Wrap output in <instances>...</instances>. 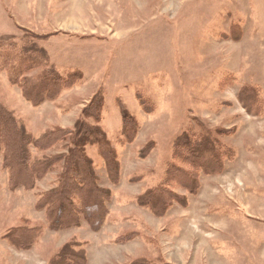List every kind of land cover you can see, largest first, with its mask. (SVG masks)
<instances>
[{
	"label": "rangeland",
	"instance_id": "obj_1",
	"mask_svg": "<svg viewBox=\"0 0 264 264\" xmlns=\"http://www.w3.org/2000/svg\"><path fill=\"white\" fill-rule=\"evenodd\" d=\"M30 34L71 82L32 106L0 70L36 171L14 186L0 151V264L264 261V0H0L3 53ZM78 146L98 202L63 178Z\"/></svg>",
	"mask_w": 264,
	"mask_h": 264
},
{
	"label": "trees",
	"instance_id": "obj_2",
	"mask_svg": "<svg viewBox=\"0 0 264 264\" xmlns=\"http://www.w3.org/2000/svg\"><path fill=\"white\" fill-rule=\"evenodd\" d=\"M30 35L31 36L23 42L21 47L13 51H7L5 53L2 51L3 37L0 38V70L7 72L9 81L12 84L20 87L22 96L27 101H29L32 106H38L46 99H55L60 88L69 84L71 80L67 79L68 77L63 78L61 75H59L56 66H54L48 52L41 43L43 40H46L45 37L48 38L49 35L45 37L34 34ZM12 36L13 35H8L5 37L10 39L11 44H15V40ZM36 69H40V73L35 76H30L31 72ZM46 84L49 85V88L45 90ZM62 130L63 129L57 132L47 133L45 135L43 134L41 139L45 140V137H66L71 136L74 133L77 134V136L82 135V127L74 133L65 132L64 135ZM9 135L10 137H14V140L17 144L14 148L9 145V139L5 138L9 137ZM101 135L104 146L107 147L108 142L103 138L105 137L104 134L102 133ZM0 137V151L3 150L4 152V166L9 170L10 182L14 186H24L21 184L23 183L21 180L27 179L32 185V173H35L36 171L35 168L32 170V164L29 160L30 156L28 151V143L32 142L31 137L33 136L27 130L25 124L20 121L16 115H14V113L2 103L1 100ZM44 168V166L41 167V170ZM71 173L73 175H71ZM80 173L85 174L86 177L90 178V193L94 195L96 192V202H98L99 199H97V197H99V191L93 182L92 167L80 146L71 147L69 161L66 163V173L63 178L67 180L69 177L73 178L77 176L71 180L72 186L76 188V185H80V182H77V178L80 177ZM28 181L24 184H29ZM73 191L75 190H73V188L70 187L67 182H63L61 187L53 191L59 198L58 204L55 205L59 214V211H61L65 214L64 216L68 214L75 216V210H73V207L71 206L73 204L71 199V193ZM153 194L148 196L141 195L139 198L143 200L142 204H145V200L151 201ZM94 201L95 199H93V202ZM88 207L92 210L93 214L95 212L94 215L97 219L98 212L96 213L95 211L97 205L91 204Z\"/></svg>",
	"mask_w": 264,
	"mask_h": 264
},
{
	"label": "crops",
	"instance_id": "obj_3",
	"mask_svg": "<svg viewBox=\"0 0 264 264\" xmlns=\"http://www.w3.org/2000/svg\"><path fill=\"white\" fill-rule=\"evenodd\" d=\"M250 187L252 188V189H254V190H257V187H252L251 185H250ZM262 203H264V202H261V204ZM243 217H242V215L240 216V217H238V219H242ZM229 220H231V219H229ZM229 222V221H228ZM238 222V221H237ZM241 226V225H240ZM239 232L241 233V234H244V241L245 242H247V240H248V238L250 239L251 237L249 236V234L247 233V229H243V230H240L239 229ZM236 238H238L237 236H236ZM252 242V241H251ZM248 245V244H247ZM248 247H249V251H248V253L247 254H249V256H248V258L250 259L251 257H254V259H253V262H251V264H256V262H257V257H258V250H257V248L254 246V244H252V243H250L249 245H248ZM253 248V249H252ZM254 253V254H253ZM228 262H224V263H219V264H227ZM216 264H218V263H216ZM260 264H264V261L263 262H261Z\"/></svg>",
	"mask_w": 264,
	"mask_h": 264
}]
</instances>
